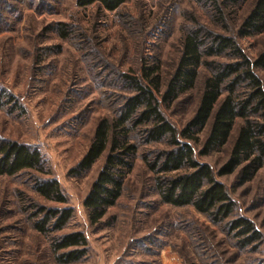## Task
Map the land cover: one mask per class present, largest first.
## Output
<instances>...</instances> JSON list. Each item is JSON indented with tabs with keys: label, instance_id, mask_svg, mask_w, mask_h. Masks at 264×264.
Masks as SVG:
<instances>
[{
	"label": "rangeland",
	"instance_id": "1",
	"mask_svg": "<svg viewBox=\"0 0 264 264\" xmlns=\"http://www.w3.org/2000/svg\"><path fill=\"white\" fill-rule=\"evenodd\" d=\"M254 1L247 0L236 11L228 6L220 24L213 18L211 1L205 0H129L112 12L96 5L79 8L75 0H0V95L12 96V101L1 98L0 140L37 148L48 172L0 177V264H56L49 239L31 228L33 204L73 209L72 219L56 235L79 231L86 236L88 254L75 264H264V167L242 185L236 183L238 170L217 177L235 204L231 219H248L261 235L248 247L239 246L235 231L230 233L226 225H213L190 207L174 208L159 201L154 176L141 155L164 149L162 144L140 148L120 198L100 225L89 224L83 200L107 152L87 173L70 175L98 123L113 117L131 94L122 75L139 78L144 63L158 60L164 86L190 28L235 37ZM57 24L67 25V38L60 37ZM237 42L254 58L264 48V33ZM257 73L264 80V72ZM207 75L200 68L195 88L163 110L177 129L192 116ZM241 123L236 121L222 151L199 156L196 148V159L216 174ZM31 175L56 179L67 204L36 194Z\"/></svg>",
	"mask_w": 264,
	"mask_h": 264
},
{
	"label": "trees",
	"instance_id": "2",
	"mask_svg": "<svg viewBox=\"0 0 264 264\" xmlns=\"http://www.w3.org/2000/svg\"><path fill=\"white\" fill-rule=\"evenodd\" d=\"M129 0H75L79 8L96 5L104 11H117ZM211 1L213 18L218 23L228 6L233 11L247 0ZM6 7L3 6L2 9ZM231 14V12H229ZM1 17V16H0ZM61 38L68 37L66 24H57ZM264 33V0H255L238 26L235 37L192 27L182 37L181 51L175 69L163 86L158 60L146 62L141 76L122 75L126 96L111 118L102 119L90 145L70 175L87 173L107 152L104 163L83 200L87 220L91 226L101 224L108 209L120 198L124 183L134 167L142 146L162 144L164 149L146 151L141 160L152 173L153 188L162 204L174 208L190 207L206 217L213 225H226L235 231L239 246L248 247L261 235L246 218L231 219L235 204L225 185L217 177L231 175L238 170L237 185L253 179L264 167V48L249 58L237 39ZM226 58L227 62L210 60ZM208 71L204 78L197 106L188 121L177 129L166 117L168 110L195 88L200 68ZM0 95L12 101V96ZM204 140L200 135L209 121ZM237 120L242 123L233 141L227 160L215 172L196 159L220 152L227 144ZM46 162L37 148L15 141L0 140V177H15L31 171L47 174ZM32 190L46 201L66 205L56 179L31 175ZM31 228L49 239V248L56 264H75L88 254V241L83 232L63 235L73 217V209L30 206Z\"/></svg>",
	"mask_w": 264,
	"mask_h": 264
}]
</instances>
